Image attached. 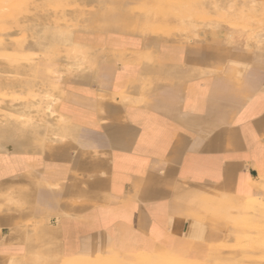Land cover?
<instances>
[{"label":"crops","instance_id":"crops-1","mask_svg":"<svg viewBox=\"0 0 264 264\" xmlns=\"http://www.w3.org/2000/svg\"><path fill=\"white\" fill-rule=\"evenodd\" d=\"M231 4L264 20V0ZM260 30L248 49L242 36L131 34L122 49L105 39L98 70L76 69L59 90L75 126L67 138L0 178L1 192L28 203L0 215V264L191 259L195 245L225 240L217 215L234 202L254 207L264 181Z\"/></svg>","mask_w":264,"mask_h":264},{"label":"rangeland","instance_id":"rangeland-1","mask_svg":"<svg viewBox=\"0 0 264 264\" xmlns=\"http://www.w3.org/2000/svg\"><path fill=\"white\" fill-rule=\"evenodd\" d=\"M231 2L233 3L234 0H2V2L0 3V14H3L1 15L2 18H0L2 19L0 20V40L3 38L5 39L6 49L0 50V120L2 123L0 124L1 126L3 125L2 127H4L2 128L0 126V141L5 144L9 139H11L16 144H18L16 149L20 147L31 148L32 144L30 146V143L32 142L34 146L36 145V147H40L43 141L40 143L37 141L44 137L47 128H54L52 126L54 124L53 121L52 123L47 119L48 123H45L47 122L45 121L46 117L42 116L41 113H38L36 111V107L32 105V103L36 100V97L34 96L35 92L33 93L32 90H29L27 88V85L26 87L24 85L25 80L29 81L33 79L32 75L35 74V70L37 77L40 76V70L45 67L44 63L41 62H44L45 58V61H47L51 56L48 62L51 63V68H54V70H56L57 66L61 63V68H65V64L73 61L74 56L78 55L77 50H75L77 49V47H75L74 45H71L68 42L64 41L61 42L62 44H57L52 39H50V36L48 35L49 33L45 31L48 30L51 26L64 33L67 32L69 36H71L72 33H75L74 37L80 39L81 37H85L88 35L91 36L92 34L102 35V25L100 20H103L102 18H104V16L106 15L107 17L116 15L120 17H127V19L131 23L132 29H134V31L131 32L132 35H136L138 37L157 38L158 40L172 39L183 43L201 44L205 37H211V40H213L222 35L223 37L227 38L228 44H234L236 36H238L239 38L240 36H243L244 45L248 49L247 46L249 44H258L256 43V39H254L253 36L254 33L258 31V25L256 24V22L258 23V20L262 16L257 15L253 19L247 20L249 24H246L242 12L237 11L234 8L233 4H231ZM147 5L149 6V9ZM1 9H3L4 11ZM160 10H162V13H160ZM163 10H165L166 12ZM245 11V14H248V10ZM237 12H240V15L239 13L237 14ZM168 15L170 16L168 17ZM250 23L251 25L253 24V28H251ZM244 24H246L247 26H245ZM142 25L145 26L144 29L141 27ZM152 26L154 29L152 28ZM247 27H250L254 31H252L250 28L249 30ZM243 28L247 30H244ZM259 29L261 28L259 27ZM234 30H236L237 33L233 32ZM113 31L118 32L119 30L115 29ZM102 32H105L104 29H102ZM114 32H107L105 34V37H109V35H115ZM214 35L216 37H214ZM48 42L51 43V46ZM54 43H56L57 46ZM67 45L71 46L69 47ZM261 45L262 41L259 43V46ZM60 46L64 48L60 49ZM93 48L96 52L100 50V48H98L97 46H93ZM53 51L55 52V54ZM59 51L62 52L60 53ZM87 51L88 53L92 52L91 49ZM106 52L107 51H105L104 53L105 55ZM64 53L65 55H63ZM53 55L55 57H53ZM102 55L103 54L98 52L97 60H102L105 56ZM72 67L75 68L74 66ZM36 68H39L40 70ZM60 74L64 75L66 80H68L75 76L78 77L80 72H65L64 70L61 71ZM40 86L41 85H34L33 90L35 91L43 88L42 86ZM52 88L53 87L50 86V89ZM28 104L30 105L27 106ZM29 111L30 115L35 116V118L37 119V121L33 123L36 126H33V124L32 126H28L29 124H24L22 121H18L21 120L22 114L26 115ZM12 114H14L15 116L17 115V118H14L15 116ZM18 116L20 117L18 118ZM42 117L44 119L40 121V118L42 119ZM13 119H17V121H14ZM5 120L8 121V125H6L7 122ZM43 122L46 125L41 124ZM22 125H24V127L26 128L29 127L27 128L28 130L26 128L24 129ZM10 126L13 128L10 129ZM6 128L9 130H7ZM18 131L25 136L20 134ZM49 133L50 132H48V136ZM21 135L23 136V138L21 137ZM35 136L39 139L37 138L38 140H36V138H34ZM30 138L32 139L30 140ZM35 151L40 152V149H36ZM261 182L258 184V188L260 187ZM7 193H10V195L8 196ZM257 197H259L260 199L255 202L256 205L254 207H249L247 209L246 206L234 202L225 206L226 209L224 211L228 212L230 209V212H235L234 215L228 214L231 217L228 216L226 219L223 218L225 216H220L219 214L217 215V217L219 218L218 220L225 222L228 226V230L231 233L229 234V236L225 233V240H223L220 236V238L218 239H207L206 243H201L204 246L209 245V248L214 252V255H211V257H209L210 260H206L207 263H205L206 261L204 262L203 260H200V258L196 257V254L193 253L196 259L199 258L198 261L200 260L201 264H264V210L260 209L259 205H257L264 200V190H259ZM9 207H15L16 212L25 210L28 207V203L25 204L23 201L17 200V198L13 199L10 191V186L6 187L3 192L0 191V212L2 210L8 209ZM248 210H251L252 212L250 211L249 213ZM31 221H33V219L25 220L24 222H22V225L29 224ZM34 221L41 222V220L36 219ZM253 229L256 233L259 232L260 234L252 236V232L249 231ZM256 229H259L260 231ZM252 239H256L257 241L258 239H260L259 242H256V246L254 243V245L252 244V246H255L253 248H258L257 250L259 252L256 249L255 250L257 252H255L253 249V251L251 249H248L249 251L247 250L248 247L246 245L251 244L252 242L250 240ZM211 244L213 246H211ZM239 244L240 247L238 246ZM244 244L247 247L246 249H244L245 251L241 249L242 246L245 247ZM229 245L237 246L236 249H232L231 251L228 248ZM212 247H214L215 249H213ZM220 249L221 251L223 250L222 254H219L221 252ZM235 252H237V255L235 254ZM169 256L171 255L164 253L156 254L144 261H135L127 260L117 255L114 259H118L117 264H168L170 263V261H172L169 259ZM195 258H191V260ZM174 260L178 262V264H183L184 262L179 261L183 259L174 258ZM157 261L158 263H156ZM211 261L213 262L210 263ZM85 264L116 263L111 260H105L96 261L95 263L87 262Z\"/></svg>","mask_w":264,"mask_h":264},{"label":"bare ground","instance_id":"bare-ground-1","mask_svg":"<svg viewBox=\"0 0 264 264\" xmlns=\"http://www.w3.org/2000/svg\"><path fill=\"white\" fill-rule=\"evenodd\" d=\"M1 2H2V0H0ZM244 1V0H243ZM0 2V3H1ZM257 4V3H256ZM255 4V5H256ZM260 5H262L261 3H260ZM2 6H3V4H2ZM148 6V5H147ZM162 6V5H161ZM259 7V6H258ZM162 8V7H161ZM4 9V8H3ZM3 9H1V10H3ZM34 9V8H33ZM32 9V10H33ZM148 9H149V6H148ZM249 9V8H248ZM247 9V10H248ZM242 10V9H241ZM261 10V9H260ZM4 11V10H3ZM162 10H160V13H162L161 12ZM163 11H165V10H163ZM243 11V10H242ZM148 12V11H147ZM166 12V11H165ZM169 12V11H168ZM250 13H248L246 16H244L243 18L245 19V23L246 24H249V22H247V20H251V19H253L254 17H256V15L255 14H253L252 13V11H249ZM1 13V12H0ZM3 13V12H2ZM239 13V15H240V12H237V14ZM243 13V12H242ZM179 14V13H178ZM1 15H3V14H0V18H2L1 17ZM37 15H39V14H37ZM123 15V14H122ZM242 15V14H241ZM34 16H36V15H34ZM125 16V15H124ZM170 15H168V17H169ZM182 16V15H181ZM103 20H100V22H101V25H102V29H104V31L105 32H102V29H101V33H102V35H100V34H97V35H95V34H92L91 36H85V37H81L80 39L79 38H76V37H74L75 36V33H72V35H73V37H72V35L71 36H69V34L66 32V33H64V32H62V31H60V30H58L57 28H55V27H50V25H49V29L48 30H46L45 32H47V33H49L48 35L50 36V39H52L54 42H56L57 44H60L61 42H68L69 44H71V45H74L75 47H77V49H75V50H77V52H78V55L77 56H74V59H73V61H71V62H69V63H67V64H65V68H61V64H59L58 66H57V68H56V70H54V68H51L52 66H51V63L50 62H48V60L50 59V57H49V59L47 60V61H45V59H44V62H41V63H44V65H45V67L43 68V69H39V68H36V69H38V70H40V76H38L37 77V75H36V70L34 71L33 69V71L35 72V74L34 75H32L33 76V79L32 80H25L24 81V85H25V87H26V85H27V88L29 89V90H32L33 91V93L35 92V101L32 103V105H34L35 107H36V111L38 112V113H41V115L42 116H45L46 118V120L45 121H47V119H48V121H50V122H54V124L52 125L54 128H47V131H45V135H44V137H42V139H39L38 137H34V138H36V140H38L39 139V141H37V142H42L43 141V143L40 145V147H38L39 149H40V152L41 151H44V150H48V149H52L53 147H56V146H58L61 142H63L66 138H67V136L70 134V132L68 131L69 129V127H75L74 126V123H73V121H71L70 120V118H68L64 113H63V111H61V108L59 107V101H60V92H59V90H60V88L63 86V84L64 83H66L65 81H66V78H65V76L64 75H62V74H60L61 73V71H64L65 70V72L67 71V72H72V71H75L76 69H78V68H83V67H86V66H93L94 68H95V70L97 71L98 70V68H99V63H100V60L98 59L97 60V54H98V52H100L101 54H103L104 55V53H105V50H103V49H105L104 48V45L105 44H102L103 43V41H105V39L107 40L108 39V37H105L106 35V33L107 32H114L113 30H119L118 32H114L115 33V35H109V37H119L118 38V41H114L113 42V44L115 45V46H117V48H119V49H122V47H123V40H124V37H127V35H131L132 33L131 32H133L134 31V29H132V27H131V23H130V21L127 19V17H120V16H108L107 17V15L106 16H104V18H102ZM167 19V18H166ZM243 19V20H244ZM0 20H2V19H0ZM14 20V19H13ZM12 20V21H13ZM38 20V19H37ZM41 20V19H40ZM167 21V20H166ZM99 22V21H98ZM258 22H264V20H258ZM133 23V22H132ZM254 23V22H253ZM246 24H244L245 26H247ZM256 24H257V22H256ZM1 25V24H0ZM250 25H251V23H250ZM255 25V24H254ZM5 26V25H4ZM154 26V25H153ZM153 26H152V28H153ZM221 26V25H220ZM244 26V27H245ZM253 26V24L251 25V28H253L252 27ZM259 26H261L260 28L261 29H264V27H262V26H264V25H258V31L260 30L259 29ZM143 29H144V27L145 26H141ZM158 27V26H157ZM218 27V26H217ZM256 27V26H255ZM2 28V27H1ZM147 28H148V26H147ZM242 28V27H241ZM248 28V27H247ZM250 28V27H249ZM248 28V29H249ZM250 28V29H251ZM9 29V28H8ZM154 29V28H153ZM239 29V28H238ZM244 29V28H243ZM242 29V30H243ZM249 29V30H250ZM3 30V29H2ZM19 30V29H18ZM142 30V29H141ZM149 30H151V29H149ZM232 30V29H231ZM237 30V29H236ZM236 30H234L233 32H236L237 33V31ZM241 30V29H240ZM244 30H247V29H244ZM248 30V31H249ZM252 30V29H251ZM17 31V30H16ZM222 31V30H221ZM252 31H254V30H252ZM261 31V30H260ZM73 32V31H72ZM150 32V31H149ZM153 32V31H152ZM216 32V31H215ZM261 32H263V31H261ZM8 33V32H7ZM162 33V32H161ZM209 33H210V31H209ZM208 33V34H209ZM239 33V32H238ZM242 33V32H241ZM246 33V32H245ZM247 33H249V32H247ZM252 33V32H251ZM260 33V32H259ZM23 34V33H22ZM25 34H26V32H25ZM136 34V33H135ZM148 34V33H147ZM216 34V33H215ZM234 34V33H233ZM240 34V33H239ZM16 35V34H15ZM138 35V34H137ZM142 35V34H141ZM211 35V34H210ZM209 35V36H210ZM232 35V34H231ZM242 35V34H241ZM247 35V34H246ZM47 36V35H46ZM79 36V35H78ZM167 36V35H166ZM208 36V35H207ZM212 36V35H211ZM229 36H230V34H229ZM236 36V35H235ZM234 36V37H235ZM249 36H250V34H249ZM28 37V36H27ZM214 37H216L215 35H214ZM238 37V36H237ZM243 37V36H242ZM8 38V37H7ZM45 38V37H44ZM43 38V39H44ZM211 38V37H210ZM196 40V39H195ZM10 41V40H9ZM78 41H80V42H78ZM258 42V41H257ZM256 42V43H257ZM49 43V42H48ZM56 43H54V44H56ZM260 43V42H259ZM6 43H5V39L3 38V39H1L0 40V50H4V49H6V45H5ZM50 44V46H51V43H49ZM48 44V45H49ZM57 44H56V46H57ZM62 44V43H61ZM227 44V43H226ZM66 45V44H65ZM70 45V46H71ZM91 45H93V46H97L98 48H100V50L99 51H95V49L93 48V46H91ZM253 45V44H252ZM251 45V46H252ZM256 45V44H255ZM59 46V45H58ZM63 46V45H62ZM67 46H69V45H67ZM69 46V47H70ZM61 47V46H60ZM68 47V48H69ZM22 48V47H21ZM62 48H64V47H61L60 49H62ZM59 49V50H60ZM71 49V48H70ZM89 49H91L92 50V52H90V53H88V51L87 50H89ZM259 49V48H258ZM66 50V49H65ZM44 51H45V49H44ZM68 51V50H67ZM54 52V51H53ZM60 52V51H59ZM58 52V53H59ZM62 52V51H61ZM60 52V53H61ZM65 52V51H64ZM59 53V54H60ZM66 53V52H65ZM65 53L63 54V55H65ZM75 53H76V51H75ZM50 54V53H49ZM54 54H55V52H54ZM58 54V55H59ZM69 54V53H68ZM93 54V55H92ZM121 54V53H120ZM51 55V54H50ZM63 55H61V56H63ZM100 55V54H99ZM102 55V56H103ZM44 56V55H43ZM101 56V57H102ZM36 57V56H35ZM53 57H55L54 55H53ZM57 57V56H56ZM5 58V57H4ZM12 58V57H11ZM10 58V59H11ZM17 58V57H16ZM31 58V57H30ZM65 58H66V56H65ZM72 58V57H71ZM19 59V58H18ZM27 59V58H26ZM58 59V58H57ZM64 59V58H63ZM60 60H62V59H60ZM71 63V64H70ZM31 66V65H30ZM29 66V67H30ZM33 66V65H32ZM35 66V65H34ZM72 66H74L75 68H73ZM38 67V66H37ZM33 68H35V67H33ZM28 69V68H27ZM29 70V69H28ZM28 72V71H27ZM32 72V71H31ZM65 74V73H64ZM37 79V80H36ZM36 86V85H41L43 88H40V89H38V90H33V86ZM40 86V87H41ZM50 86L51 87H53L52 89H50ZM24 91V90H23ZM63 91V90H62ZM26 92V91H25ZM17 93V92H16ZM62 95V94H61ZM20 96V95H19ZM4 102V101H3ZM3 104V103H2ZM30 104H28L27 106H29ZM2 107V106H1ZM19 113V112H18ZM9 114V113H8ZM7 114V115H8ZM20 114H21V112H20ZM1 115V114H0ZM3 115H5V114H3ZM12 115H14V114H12ZM19 115V114H18ZM15 116V115H14ZM17 116V115H16ZM14 117V118H17V117ZM2 117V116H1ZM20 116H18V118H19ZM8 118V117H7ZM13 118V117H12ZM5 119H6V117H5ZM44 118L42 117V119L40 118V121H42ZM2 120H4V119H2ZM14 120V119H13ZM6 121V120H5ZM14 121H17V119L16 120H14ZM18 121H22L24 124H29L28 126H32V124L35 122V121H37V119L35 118V116H32V115H30V111L26 114V115H24V114H22L21 115V120H18ZM48 121L47 122H45V123H48ZM4 122V121H3ZM7 122V124L6 125H8V121H6ZM52 122V123H53ZM0 123H1V120H0ZM11 123H12V121H11ZM11 123H9V124H11ZM14 123V122H13ZM16 123V122H15ZM19 123V122H18ZM44 122L43 123H41V124H44V125H46ZM2 124V123H1ZM1 124H0V126H1ZM20 124V123H19ZM39 124V123H38ZM16 125V124H15ZM3 126V125H2ZM1 126V127H2ZM23 127H24V125H22ZM21 126V127H22ZM33 126H36V125H34L33 124ZM8 127V126H7ZM17 127V126H16ZM22 127V128H23ZM39 127V126H38ZM2 128H4V127H2ZM1 128V129H2ZM11 128H13V127H11L10 126V129ZM26 127H24V129H25ZM27 128H29V127H27ZM26 128V129H27ZM43 128V127H42ZM7 129V128H6ZM33 129V128H32ZM35 129V128H34ZM7 130H9V129H7ZM17 130V129H16ZM20 130V129H19ZM28 130V129H27ZM30 130V129H29ZM5 131V130H4ZM13 131H14V129H13ZM39 131V130H38ZM17 132V131H16ZM19 132V131H18ZM48 132H50L49 133V136H48ZM2 133V132H1ZM6 133V132H5ZM20 133V132H19ZM24 133V132H23ZM18 134V133H17ZM20 134H22V133H20ZM41 134V133H40ZM8 135V134H7ZM16 135V134H15ZM23 135V134H22ZM21 135V137L23 138V136H25V135H23L22 136ZM31 135H33V134H31ZM37 135V134H36ZM10 136V135H9ZM28 136H29V133H28ZM39 136H41V135H39ZM43 136V135H42ZM48 136V137H47ZM52 136L54 137V138H52ZM0 137H1V135H0ZM20 137V136H19ZM38 138V139H37ZM25 139H26V137H25ZM32 138H30V140H31ZM8 140V139H7ZM34 140V139H33ZM36 140H35V142H36ZM30 142V141H29ZM34 142V143H35ZM20 144V143H19ZM31 144H32V146H31ZM38 144V143H37ZM18 146V144H16L13 140H11V139H9L8 141H7V143H3V142H1L0 141V178L2 177V176H4V175H6L7 173H10V172H12V171H16V168L20 165V164H24L26 161H27V159H28V153L30 152V151H33L34 149H36L37 147H36V145L34 146L33 145V142L32 143H30V146H31V148H29V147H27V148H25V147H20V148H18V149H16V147ZM259 189L261 190V189H264V181H262L261 182V184H260V187H259ZM257 205H259V208L260 209H263L264 210V200H263V202H261L260 204H257ZM251 206H253L252 204H251ZM14 209H15V207H13ZM16 210V209H15ZM262 210V211H263ZM5 212V210H2L1 212H0V215L2 214V213H4ZM264 212V211H263ZM228 214H230V215H234L235 214V212H230V209H229V211L227 212V215ZM245 214V213H244ZM258 214V213H257ZM230 215H228V216H230ZM231 217V216H230ZM226 218V217H225ZM29 222V221H28ZM33 221H31L30 223H32ZM251 226V225H250ZM255 229V228H254ZM253 229V230H254ZM231 230V229H230ZM249 230V229H248ZM253 230H251V231H249V232H252V236H255V235H259L260 233L258 232V231H260L259 229H256V230H258L257 232L258 233H256L255 232V230L253 231ZM231 232H226V234H228V236H229V234H230ZM220 236L221 235H216V236H213V237H211V238H213V239H218V238H220ZM248 241V240H247ZM252 243L251 244H248V245H246L245 246V244H244V246L245 247H241V249L242 250H244V249H246L247 248V250L248 249H253L255 252H257L258 250V248L256 249V248H253V247H255L256 246V242H259L260 241V239H258V241L256 240V239H252V240H250ZM249 241V242H250ZM218 243V242H217ZM255 244V246H252V244ZM242 244V243H241ZM253 244V245H254ZM183 245V244H182ZM223 245V244H222ZM227 245V244H226ZM262 245V244H261ZM211 246H213L212 244H211ZM218 246V245H217ZM225 246V245H224ZM223 246V247H224ZM236 246L237 245H229L228 246V248L232 251V249H236ZM239 247H240V244L238 245ZM222 247V246H221ZM213 249H215L214 247H212ZM226 248V247H225ZM227 248V249H228ZM193 249H194V252H196V257H199L200 258V260H203L204 262L206 261V260H208L209 259V257H211V255H214V252L212 251V249H210L209 248V245H203V244H201V245H195L194 247H193ZM224 249V248H223ZM227 249H225V250H227ZM238 249V248H237ZM240 249V248H239ZM257 251H256V250ZM251 250H250V252H251ZM252 250V251H253ZM215 251V250H214ZM220 251H221V249H220ZM223 251V250H222ZM218 252L219 254H222L223 252ZM245 251V250H244ZM249 251V250H248ZM216 252H217V249H216ZM234 252V251H233ZM259 252V251H258ZM226 253V252H225ZM237 252H235V254H236ZM242 253H244V252H242ZM249 253V252H248ZM217 254V253H216ZM218 254V255H219ZM250 254V253H249ZM253 254H254V252H253ZM226 255V254H225ZM237 255V254H236ZM252 255V254H251ZM228 256V255H227ZM249 256V255H248ZM171 257V258H170ZM229 257V256H228ZM159 258V257H158ZM174 258H176V257H174L173 255H171V256H169V259L170 260H172V261H170V263H168V264H178V262H176L175 260H174ZM198 258V259H199ZM217 258V257H216ZM51 259V258H50ZM164 259V258H163ZM176 259H178V258H176ZM198 259H183V260H179V261H181V262H183V264H201L200 263V260L198 261ZM156 260V259H155ZM154 260V261H155ZM210 260V259H209ZM209 262V261H208ZM213 261H211L210 263H212ZM215 262H217V261H215ZM214 262V263H215ZM221 262V261H220ZM222 262H223V260H222ZM225 262V261H224ZM152 263V262H151ZM156 263H158V261L156 262ZM205 263H207V261L205 262ZM41 264V263H40ZM154 264V263H153ZM204 264V263H203Z\"/></svg>","mask_w":264,"mask_h":264}]
</instances>
